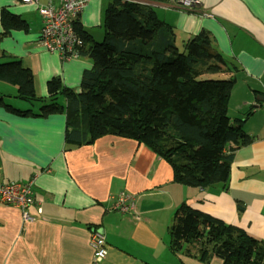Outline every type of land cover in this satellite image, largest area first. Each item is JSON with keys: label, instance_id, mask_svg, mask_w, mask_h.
<instances>
[{"label": "crops", "instance_id": "0c3cea01", "mask_svg": "<svg viewBox=\"0 0 264 264\" xmlns=\"http://www.w3.org/2000/svg\"><path fill=\"white\" fill-rule=\"evenodd\" d=\"M112 1L90 0L75 26L101 42ZM129 1L171 26L178 47L203 31L212 38L223 64L208 77L235 78L227 115L243 122L250 141L226 145L233 160L225 185L190 187L176 184L171 166L134 140L104 135L72 146L65 142V114L24 117L0 107V184L33 180L34 193L30 223L17 208L0 203V264H91L93 229L105 238L106 255L98 264H204L192 257L194 250L189 256L169 249L168 228L183 203L264 241V0H196L190 11L180 9L178 0ZM3 11L24 27L4 29ZM41 26L35 6L0 0V64L14 60L29 70L37 108L20 109L18 103L30 101L17 98V86L4 81L0 96L34 114L51 101V79L79 92L83 72L92 68L87 56L61 61L45 51L38 42ZM58 102L65 105L62 98ZM118 192L134 196V214L110 210ZM221 263L213 257L208 264Z\"/></svg>", "mask_w": 264, "mask_h": 264}, {"label": "trees", "instance_id": "16d2710c", "mask_svg": "<svg viewBox=\"0 0 264 264\" xmlns=\"http://www.w3.org/2000/svg\"><path fill=\"white\" fill-rule=\"evenodd\" d=\"M1 22L4 29L24 27L4 11ZM102 27L101 42L76 27L85 42L80 55L92 59L79 92L53 78L47 83L51 101L40 106L39 114L15 109L2 96L0 107L24 117L65 114L70 129L65 142L72 146L104 135L134 140L171 166L176 184L225 185L233 160L226 145L245 146L250 138L243 122H231L227 115L235 78L208 77L223 64L212 38L203 31L178 47L171 26L129 0H113ZM0 81L17 86V98L36 100L32 75L20 62L0 64ZM168 236L172 252L190 256L194 250L192 257L204 264L213 257L221 264H264V241L185 203L175 210Z\"/></svg>", "mask_w": 264, "mask_h": 264}, {"label": "built area", "instance_id": "2783aa9c", "mask_svg": "<svg viewBox=\"0 0 264 264\" xmlns=\"http://www.w3.org/2000/svg\"><path fill=\"white\" fill-rule=\"evenodd\" d=\"M90 0H48L39 5L38 0H19L20 3L35 6L41 18L42 26L39 44L50 53H55L61 61L79 58L85 42L75 27L76 17L83 11ZM196 0H178L176 5L182 10H192L198 4ZM209 16V15H208ZM210 17V16H209ZM33 180L26 183L8 182L0 184V203L17 208L24 223L34 221L27 209L34 203ZM110 210L120 214H134L135 198L126 192H118L111 203ZM93 251L91 264H98L106 255L105 238L98 229H93L89 239Z\"/></svg>", "mask_w": 264, "mask_h": 264}, {"label": "rangeland", "instance_id": "374dc122", "mask_svg": "<svg viewBox=\"0 0 264 264\" xmlns=\"http://www.w3.org/2000/svg\"><path fill=\"white\" fill-rule=\"evenodd\" d=\"M103 39V38H102ZM102 41V40H101ZM18 107H20V109H27V108H34L36 109L37 108V104L36 102H21V103H18Z\"/></svg>", "mask_w": 264, "mask_h": 264}]
</instances>
